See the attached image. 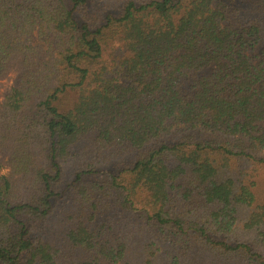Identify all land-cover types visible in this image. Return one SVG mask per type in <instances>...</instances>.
<instances>
[{
  "label": "trees",
  "instance_id": "16d2710c",
  "mask_svg": "<svg viewBox=\"0 0 264 264\" xmlns=\"http://www.w3.org/2000/svg\"><path fill=\"white\" fill-rule=\"evenodd\" d=\"M11 73L0 264H264V0H0Z\"/></svg>",
  "mask_w": 264,
  "mask_h": 264
},
{
  "label": "rangeland",
  "instance_id": "374dc122",
  "mask_svg": "<svg viewBox=\"0 0 264 264\" xmlns=\"http://www.w3.org/2000/svg\"><path fill=\"white\" fill-rule=\"evenodd\" d=\"M31 42L34 45L40 44L39 41L37 40V37L35 34H33ZM13 76H14V73H11L7 76V78L3 79L0 82V101L2 100V95L6 92V90L11 85L12 80L14 78ZM65 167H67V166H65ZM241 170H244L243 171L244 174H246V172H247V178H249V175H251L249 180H252V181L255 180V183H256V187L254 188V190H255L257 195H261L262 192L264 191V168H259V169H256L255 171L252 172L251 166L246 164L245 166H243V168H241ZM6 172L7 171L5 169H0V174H6ZM65 177L67 180L70 179V178H68V176L66 174H65ZM59 205H60V203H59ZM137 213H134V214H137ZM167 247H170V245L167 244Z\"/></svg>",
  "mask_w": 264,
  "mask_h": 264
}]
</instances>
